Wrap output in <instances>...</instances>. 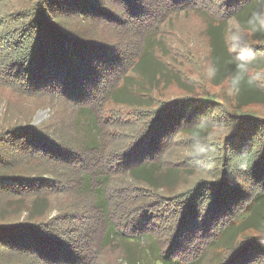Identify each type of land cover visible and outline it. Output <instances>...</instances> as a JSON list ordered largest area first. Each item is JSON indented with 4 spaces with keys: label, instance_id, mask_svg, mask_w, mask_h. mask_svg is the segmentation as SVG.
I'll list each match as a JSON object with an SVG mask.
<instances>
[{
    "label": "trees",
    "instance_id": "obj_1",
    "mask_svg": "<svg viewBox=\"0 0 264 264\" xmlns=\"http://www.w3.org/2000/svg\"><path fill=\"white\" fill-rule=\"evenodd\" d=\"M209 1L0 0V80L73 117L69 136L70 124L50 135L0 133V264H100L113 244L138 242L160 264H264V117L246 111L264 105L257 75H244L237 109L208 95L159 102L141 123L106 117L105 105L162 36L159 25L177 12L208 16ZM250 1H226L242 26L264 5ZM102 28L123 41H104ZM205 35L211 64L219 68V45L234 62L223 25L210 23ZM263 43L254 39L255 49ZM234 74L212 84L222 91ZM153 95L146 88L133 107H154ZM221 125L234 136L217 144V168L201 179L207 162H181L172 146L203 141ZM215 239L231 252L210 262Z\"/></svg>",
    "mask_w": 264,
    "mask_h": 264
},
{
    "label": "rangeland",
    "instance_id": "obj_2",
    "mask_svg": "<svg viewBox=\"0 0 264 264\" xmlns=\"http://www.w3.org/2000/svg\"><path fill=\"white\" fill-rule=\"evenodd\" d=\"M212 0L207 3V10L210 15L204 16L200 12H177L170 14L159 25L158 31L162 36H158L153 45L154 49L148 48L145 57L138 64L136 69L130 72L129 77L126 79L123 87V91L118 93L115 97V103L110 102L105 105V112L107 118L120 117L123 121L139 122L136 121L137 117H144L147 112H158L167 103H177L196 101L199 98H205L208 95L218 97L227 107L237 109L238 95L234 93L228 94L229 86H225L222 91L220 88H215L212 84V78L206 77L204 69L211 63V44L206 39L205 30L209 24L213 25L220 23L224 26L226 34L230 30H235L237 26L243 30L251 44L253 52L256 54V62H253L248 73L257 75L259 86L264 89V43L260 47H256L254 39L264 41V33L262 31L254 32V36L250 31H247L245 27L250 26L245 23V27L240 25L235 17H232L234 6H226V1ZM260 1V0H259ZM258 0H251L249 3H258ZM264 1V0H263ZM262 1V2H263ZM214 2V3H213ZM213 3V4H212ZM211 4L215 6L216 10L210 9ZM249 4V5H250ZM264 7V5L262 6ZM218 11V12H217ZM234 15V14H233ZM235 16V15H234ZM251 14L247 18H251ZM237 17V16H236ZM223 22H218V20ZM264 31V30H263ZM3 33V31H0ZM97 36L101 37L104 41L119 42L122 40L121 36L108 32L106 28H102L98 31ZM226 37V35H225ZM136 43V37L133 36ZM218 50L219 55L217 61L219 68L217 69V79H221L222 73L235 72V63L233 64L227 56L224 49L220 46ZM152 50V51H151ZM154 55V58L152 56ZM156 56V57H155ZM164 70L166 74L158 76ZM256 77V76H255ZM213 80H215L213 78ZM151 83L148 86V83ZM143 83V85L141 84ZM143 87H141L140 85ZM154 92V102L158 103L151 108L137 109L132 104L138 103V96L145 91ZM118 102H125L119 104ZM61 105L54 102H50L48 98H33L28 94L22 93L15 88L11 87L7 83H3L0 80V133H5L13 128H38L44 130L49 135L55 132L51 126L57 124L65 125L70 129L64 133L69 136L73 133V117L71 113L65 114ZM56 113H55V112ZM251 114L257 115L259 118L264 117V105H252L246 109ZM122 121V122H123ZM233 128L229 125L223 127L217 126L214 131L211 130L209 138L203 141H192L194 147L191 144H181L177 140L172 146L176 148L177 158L180 161H198L207 162L208 168L203 171L201 179H206L211 170H216L218 160L216 159L217 144L223 142L232 134ZM232 136H234L232 134ZM178 138V137H177ZM218 140V141H217ZM178 143V148L177 144ZM212 144V145H210ZM209 147V148H208ZM194 148V149H193ZM190 164V163H189ZM209 172V173H208ZM212 175V174H211ZM193 177H191V180ZM177 183H174L171 188H175ZM256 235L254 230L248 231L240 236V240L246 241ZM245 238V239H244ZM217 239H215L216 241ZM214 241V242H215ZM219 239L215 242L214 249L211 250L208 260L210 262H216L217 258L228 255L227 248H222L218 244ZM232 238L225 241V245L230 246ZM140 244V245H139ZM127 253H130L129 258H126ZM100 264H160L154 262V257L148 254L145 246L141 244L125 243L123 245H114L109 247L104 252L103 257L100 260Z\"/></svg>",
    "mask_w": 264,
    "mask_h": 264
},
{
    "label": "clouds",
    "instance_id": "obj_3",
    "mask_svg": "<svg viewBox=\"0 0 264 264\" xmlns=\"http://www.w3.org/2000/svg\"><path fill=\"white\" fill-rule=\"evenodd\" d=\"M248 24L251 26L252 31L264 30V7L252 14ZM226 41L228 44L227 50L230 54H233L236 67L235 74L231 77L230 87L228 88V94L232 95L240 91L244 75L247 73L249 65L257 59V56L253 52L246 33L239 26L226 34ZM204 72L206 77L211 79L216 76L217 68L214 64L209 63L205 67ZM248 83H253V80L249 79Z\"/></svg>",
    "mask_w": 264,
    "mask_h": 264
}]
</instances>
